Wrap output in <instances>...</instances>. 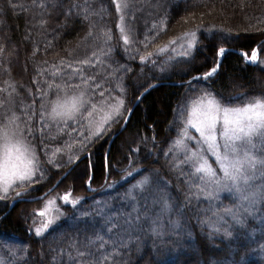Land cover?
<instances>
[{"label":"trees","instance_id":"trees-1","mask_svg":"<svg viewBox=\"0 0 264 264\" xmlns=\"http://www.w3.org/2000/svg\"><path fill=\"white\" fill-rule=\"evenodd\" d=\"M40 2L42 0H37V3ZM73 2L82 4L83 0H64L65 10ZM90 2L100 13L91 17L96 25L94 35L108 31L115 49L114 60L131 71L113 74L112 68L107 65L98 66L95 70L84 66L86 73L97 71L113 81L116 75L122 76L127 88L126 96L122 98L128 109L145 89L142 86L166 83L153 87L143 95L125 128L111 142L106 158L109 138L118 131L123 121L113 125L111 133L81 153L80 157L86 153L89 156L80 160L73 167L75 172L72 176L62 178L48 194L70 193V199H79L80 202L76 207L63 202V216L44 236L35 237L34 232L29 231L33 226L34 207L42 199L17 201L8 212V204L15 195L0 203V264H18L16 257L23 253L17 250L14 257L10 247L24 246L29 249V264H77L82 261L83 258L77 256V247L85 237L82 233L78 234L76 229L99 220V217L95 220L86 217L84 213L101 207L106 214L113 216L131 211L132 204L125 200V193L142 175L158 172L159 178L168 182L165 187L170 197L182 203L187 190L184 181L189 177L182 175L180 168L170 170V166L179 165L183 154L177 148L167 157L163 153L180 136L179 122L174 120V109L185 100L188 79L203 75L214 66L219 46L247 56L256 47L257 63L246 62L242 54L227 51L215 83L212 79L194 81L193 87H209L217 91L225 87L226 96L259 95L264 89V64L260 63L264 61V0H158L159 7L157 0H127L129 7L121 12H117L113 0ZM13 3L14 9H8L7 0H0V46L5 49L0 54V118L6 111V101L11 99L15 105L13 111L21 118L18 122L23 128L27 119L24 115L27 105L31 104L33 96L39 95L37 88L46 87L43 83L45 80L52 81L53 71H64L67 62L75 57H90L94 49L93 37L88 36L90 29L87 23L73 24L68 21V27L61 30L58 25L65 23V17L57 16L56 10L48 9L49 17L42 15L39 7L33 6V0H13ZM121 16L124 17L126 33L132 29V36L138 41L131 44L128 54L121 48L123 40L118 27ZM42 20L46 21L43 25ZM154 24L157 25L155 29ZM217 29L230 31L232 39L214 47L213 33ZM192 31L197 32L199 44L190 64L176 63L170 73L163 77L158 67L154 68L151 63L146 66L141 64L140 55L148 53H153L151 59H155L158 65L165 64L169 56H176L177 60L182 61L184 58L168 50L173 48L170 41L179 42ZM146 35L148 47L145 49L143 41ZM160 48L166 51L157 54ZM132 55L135 59L131 58ZM185 70H189L188 74H184ZM110 87L115 89V83ZM118 94V91L112 92L113 96ZM242 103L237 100L233 106H242ZM32 123L39 129L38 119H33ZM52 134H55V129H52ZM57 147H61L59 140L37 143L40 160L45 162L51 158L56 164L44 163L46 175L43 180L31 185L27 197L45 192L72 165H66L70 154L68 148L52 155ZM76 147L73 146L71 154H75ZM128 157L133 162L132 166L141 170L131 177L124 172L129 164ZM181 167L184 172L190 171L187 165ZM145 169L147 171H143ZM89 177L92 178L90 186L87 183ZM235 203L233 194L225 192L213 201L205 200L202 196L199 200L193 197L192 208L200 210L198 217L190 211L183 218L181 227L173 229L168 217L161 216L162 234L146 231L138 239L132 237L123 254L122 264H264V202L257 205L256 215L248 217L243 228L235 225L230 229L234 233L232 238H226L222 231L208 236L206 233L211 229L201 225V220L212 217L213 210L222 212L224 208H234ZM140 209L142 213L154 215L159 212V205L141 201ZM175 218L172 217L173 220ZM224 220L228 221V225H221L222 230L233 224L227 215ZM53 256L56 257L55 261ZM70 256L76 259L70 261ZM116 264H121V261L117 260Z\"/></svg>","mask_w":264,"mask_h":264},{"label":"snow or ice","instance_id":"snow-or-ice-1","mask_svg":"<svg viewBox=\"0 0 264 264\" xmlns=\"http://www.w3.org/2000/svg\"><path fill=\"white\" fill-rule=\"evenodd\" d=\"M117 12H121L129 7L127 0L116 2ZM8 9H14L13 0H7ZM33 6L41 9L42 15L50 17L48 9L57 11V16L63 15L65 23L58 27L63 30L68 27V21L75 23H87L89 26L88 36L93 37V51L91 56L85 55L83 58L75 57L65 64L64 71H53L52 81L45 80L46 87H38V96H33L31 104L27 105L24 115V127H20L18 121L21 120L15 114L13 100L6 101V111L0 118V201L9 199V193L14 191L13 199L19 198L24 202L28 195V188L40 180H43L46 171L44 163L53 165L56 161L49 158L42 162L37 154V143L45 144V141H61V147L52 151V155L60 153L63 148H68L70 154L67 157L66 165H71L80 159V154L87 151L90 145L94 144L104 135L111 133L112 126L123 121L127 124L125 113L130 110L125 105L127 88L123 82V77L116 75L112 78L104 76L97 71L86 73L84 66L88 69H97L98 66L107 65L112 68V73L131 71L125 65L115 61L113 54L115 49L111 45L112 36L108 31H102L94 35L95 23L91 17L99 15L90 0H83V3H70L67 10L64 8V0H42L37 3L33 0ZM157 6L159 2L157 0ZM5 9L4 11H6ZM102 11V10H101ZM124 17L121 16L123 22ZM46 21L42 20L43 25ZM163 23V21H161ZM123 44L121 46L125 54L129 53L132 43L138 41L132 36V29L127 33L123 26H119ZM157 25H153L155 29ZM186 43H179L181 51L177 54L184 58L177 60L176 56H169L165 64L158 65L155 59H151L153 53L140 55L142 65L151 63L154 68H159L163 76L168 75L176 63H191V57L199 44L197 32L192 31L185 34ZM232 39V33L224 29H217L213 33L214 47L217 44L228 43ZM144 47H148V36L144 38ZM178 40L170 41V45H177ZM4 47L0 46V54L4 52ZM165 48H160L158 53L165 52ZM226 49L218 47L217 57L214 66L203 75H197L188 81V92L185 100L174 109L178 121L179 135L182 139L174 141L168 151L163 154L165 157L173 151L176 146L183 145V158L179 165H171L170 170L180 168L181 174L189 177L185 180L186 192L184 201L178 203L174 201L167 189V181H162L158 172L150 175H142L141 179L131 185L125 193V200L132 204L131 211L127 213H105L103 207L96 208L92 212H85L84 216L99 220L95 223H88L82 227H77L78 234L85 237L77 247V256L83 258L77 264H116L121 261L123 254L128 249L132 237L137 239L146 231H151L156 235L161 233V216H167L169 225L173 229L181 227L183 218L192 212L197 217L199 209L192 208V198L197 200L202 196L205 200H218L220 193L228 192L233 194L235 200L234 208H224L222 212L213 210L211 218L201 220V225L209 227L211 230L206 235L221 233L226 238L234 236L230 229L235 225L243 228L248 217H254L258 211L257 205L264 202V182L254 183L257 178L264 179V89L259 95L226 96L225 87L219 91L215 88L205 87L203 89L193 87L194 81H208L212 79L213 84L218 78L222 58L225 57ZM176 53V48H172ZM35 53H33L34 55ZM135 59V56H131ZM246 62L256 64L257 53L253 50L250 60L245 55ZM264 64V61H260ZM78 65V66H74ZM115 65V67H112ZM70 69V71H67ZM7 71V70H6ZM185 70L184 74H188ZM59 77V80H56ZM155 78V77H153ZM36 81L34 80V83ZM115 83V89L110 85ZM145 91L156 85L142 86ZM118 91V95L113 96L112 92ZM242 101V106H233L234 102ZM33 119H38L39 129L32 123ZM48 129V132H45ZM55 129V134H52ZM189 129L194 130L198 135H192ZM73 133L76 135L74 136ZM66 138V139H65ZM155 138L153 137V140ZM195 144L189 146V142ZM77 146L75 154H71L73 146ZM136 151V150H133ZM210 153L218 165L219 172L212 167L205 153ZM47 154V153H46ZM128 167L124 169L127 177L141 170L132 166L130 157ZM182 165H187L190 171L184 172ZM59 166V165H56ZM147 171V169L143 170ZM75 168L65 173L64 178L72 176ZM89 177L87 183L91 184ZM24 189L16 191V189ZM70 193L60 197L64 204L76 207L79 199H70ZM151 202L152 205H159V212L150 215L148 212H141L140 203ZM54 200H48L45 207L53 205ZM45 217L46 212L40 211L38 214ZM231 217L233 224L228 227V221L224 216ZM63 216V213L56 209V215L41 220V226L35 228V237H42L50 230ZM176 218L173 220L172 217ZM35 223V221H34ZM147 224V228H146ZM31 226L29 231L31 232ZM91 234V235H90ZM75 246V245H74ZM133 246L135 244L133 243ZM81 248L83 250H81ZM19 250L23 255L16 257ZM10 251L16 257L18 264H29L31 259L29 249L24 247H10ZM53 252L55 250H52ZM55 261L56 257H52ZM75 257H69L74 261Z\"/></svg>","mask_w":264,"mask_h":264},{"label":"rangeland","instance_id":"rangeland-1","mask_svg":"<svg viewBox=\"0 0 264 264\" xmlns=\"http://www.w3.org/2000/svg\"><path fill=\"white\" fill-rule=\"evenodd\" d=\"M116 2H120V1L119 0H116ZM119 26H123V22L121 21V17H120V21H119ZM186 40H187V38H184V39L180 40L177 45H174L173 46V47L176 48V53L177 54L181 51V49L179 47V43H186ZM168 50H170V53H173L172 52V49H168ZM189 132L192 135H198L192 129H189ZM178 139H182V137L179 136L176 140H178ZM194 144H195V141L189 142V146H192ZM176 148H177V150L179 152H181L183 154V145H178V146H176ZM205 155H207L209 162L212 164V167L217 170V174L220 175V176H222V173L219 172L218 165H216L214 163V159L215 158L210 153H207V152L205 153ZM262 182H264V179H261V178H257L254 181V183H256V184H260ZM30 189H31V186L28 188V191ZM23 190L24 189L17 190V191H23ZM222 193H224V192H222ZM225 193H228V192H225ZM65 194H67V193H65V192H63V193L56 192V193L50 194V195H48L47 197L43 198L40 202H38L36 204V206L34 207V212L33 213H37L38 214L40 211H45L46 212V216L45 217H40L39 215H33L32 216V224H33V226H32V232H35V228L36 227H40L41 226V220L46 219V218H48L50 216H55L56 215V209H59V211L62 212V209H61L62 207L61 206H62L63 200H61L60 197H63ZM13 195H15V192L14 191L10 192L9 193V199ZM33 197H35V196H33ZM26 198H30V197H26ZM48 200H54L55 203L53 205H49L46 208L45 205H46V203H47ZM0 203H2V201H0ZM34 221H35V223H34Z\"/></svg>","mask_w":264,"mask_h":264},{"label":"water","instance_id":"water-1","mask_svg":"<svg viewBox=\"0 0 264 264\" xmlns=\"http://www.w3.org/2000/svg\"><path fill=\"white\" fill-rule=\"evenodd\" d=\"M226 49H228V51H234V52H236V53H241L240 51H237V50H233V49H230V48H226ZM254 50H256V47H255V49ZM189 80H191V78L190 79H188V81ZM162 83H166L165 81H163V82H155V83H152V84H150V85H159V84H162ZM153 87H151V88H149V90L150 89H152ZM148 90V91H149ZM148 91H145V89L138 95V97L135 99V101L133 102V104H132V106H131V108L129 109L130 110V113H127L126 114V116H125V119H127V121L129 120V117H130V115H131V113H132V111H133V109L135 108V106L137 105V103L139 102V100L143 97V95H145ZM125 126H126V124L124 123V122H122V124H121V126H120V128L118 129V131H116L115 133H113L112 135H111V137H110V139H109V141H108V144H107V150H106V153H105V158L107 157V154H108V151H109V147H110V145H111V142L113 141V139L119 134V132L120 131H122L124 128H125ZM85 156H89V154L88 153H86L85 155H83V156H81L80 157V159L78 160V161H75L65 172H63L61 175H60V177L57 179V181L49 188V189H47L45 192H43V193H41L40 195H37V196H35V197H30V198H25V200L24 201H34V200H38V199H41V198H43L44 196H46L49 192H51L55 187H56V185L58 184V182L62 179V178H64V176H65V173L66 172H68V171H70L80 160H82ZM17 201H21L19 198H17V199H13L12 201H11V203L9 204V206H8V209H7V211L6 212H8L11 208H12V206H13V204L15 203V202H17ZM5 214V213H4ZM3 214V215H4Z\"/></svg>","mask_w":264,"mask_h":264}]
</instances>
